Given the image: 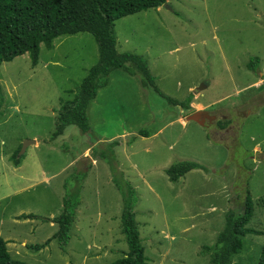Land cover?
<instances>
[{"label":"rangeland","instance_id":"1","mask_svg":"<svg viewBox=\"0 0 264 264\" xmlns=\"http://www.w3.org/2000/svg\"><path fill=\"white\" fill-rule=\"evenodd\" d=\"M168 5L116 20V48L146 58L166 95L182 100L193 91L191 110L143 88L138 74L116 70L88 105V132L69 125L49 141L56 109L74 98L97 61L94 38L87 32L60 35L53 49L41 44L34 67L28 53L1 64L0 235L12 258L26 264H106L125 254L121 194L92 149L115 140L120 169L136 191L133 210L147 264H209L201 248L213 245L225 213L247 191L254 203L249 225L262 234L246 235L230 264L256 262L264 247V0ZM251 57L260 58L258 72L246 67ZM199 109L215 119L205 126L187 119ZM140 129L150 136L138 135ZM26 138L35 143L27 145L18 167L10 157ZM84 157L90 165L67 246L51 240L39 250L27 247L44 242L57 225L18 215H58L64 181ZM181 160L207 170L195 168L169 181L165 169ZM66 185L75 186V178Z\"/></svg>","mask_w":264,"mask_h":264},{"label":"trees","instance_id":"2","mask_svg":"<svg viewBox=\"0 0 264 264\" xmlns=\"http://www.w3.org/2000/svg\"><path fill=\"white\" fill-rule=\"evenodd\" d=\"M172 0H0V66L3 62L28 53L31 66L39 62L41 44L53 49V40L60 35L87 32L94 38L98 47V58L81 79L74 98L63 101L56 109L54 130L49 141H55L69 125H75L81 134L90 128L87 108L96 97L97 91L106 86L113 71L122 70L131 76L139 75L143 88H152L159 95L181 109L191 110L194 92L190 91L182 100L163 93L156 85V77L150 71L148 61L141 54L116 48L115 21L126 15L168 4ZM259 57H251L246 67L259 71ZM138 135L148 137L147 130L140 129ZM134 136L126 142L131 144ZM118 141H101L93 145V154L103 160L109 168L111 180L121 194L123 211L121 214L122 232L125 236L127 251L125 254L106 264H147L144 246L135 220L133 207L137 204V195L132 184L120 169L115 154ZM18 146L10 161L19 165L21 157L17 155ZM67 149V145H65ZM84 161V162H82ZM85 163L87 167L81 165ZM90 159L84 157L70 175L75 178V186L68 187L64 181L62 211L53 217H40L33 213H23L17 218L34 219L56 223L57 228L42 243L28 244L27 247L39 250L51 240H56L61 249H65L70 240V230L75 210L81 203V180L87 174ZM207 168L193 160H181L165 169L169 181L175 182L188 171ZM239 206L225 213L223 228L217 234L211 246H203L202 253L209 254V264H230L232 257L243 249L244 237L248 234L260 235L262 232L249 225L254 215V203L249 191L239 198ZM0 264H26L12 258L7 249V241L0 235ZM254 264H264V247L261 248Z\"/></svg>","mask_w":264,"mask_h":264},{"label":"water","instance_id":"3","mask_svg":"<svg viewBox=\"0 0 264 264\" xmlns=\"http://www.w3.org/2000/svg\"><path fill=\"white\" fill-rule=\"evenodd\" d=\"M165 6L167 8L170 9L168 4H165ZM188 120L194 121L199 123L200 125H204L206 121H208L209 123H211L214 119L215 116L211 115L209 113L208 110L206 109H199V110H195L193 113H191L190 115L187 116ZM35 143L34 139H30V138H26L22 141L21 143V147H20V151L18 152V155H22L27 147L28 144H32Z\"/></svg>","mask_w":264,"mask_h":264},{"label":"crops","instance_id":"4","mask_svg":"<svg viewBox=\"0 0 264 264\" xmlns=\"http://www.w3.org/2000/svg\"><path fill=\"white\" fill-rule=\"evenodd\" d=\"M259 79H262V78H259ZM22 165H23V161H22L21 164L19 163V166H18V165H17V166H18V167H21Z\"/></svg>","mask_w":264,"mask_h":264},{"label":"flooded vegetation","instance_id":"5","mask_svg":"<svg viewBox=\"0 0 264 264\" xmlns=\"http://www.w3.org/2000/svg\"><path fill=\"white\" fill-rule=\"evenodd\" d=\"M210 114H211V113H210ZM207 124H209V122H208V121H206V122H205L204 126H205V125H207Z\"/></svg>","mask_w":264,"mask_h":264}]
</instances>
